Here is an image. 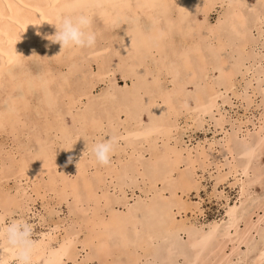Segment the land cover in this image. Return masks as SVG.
Here are the masks:
<instances>
[{
    "label": "bare ground",
    "instance_id": "1",
    "mask_svg": "<svg viewBox=\"0 0 264 264\" xmlns=\"http://www.w3.org/2000/svg\"><path fill=\"white\" fill-rule=\"evenodd\" d=\"M260 1L264 5V0H260ZM217 2L218 3L220 2L222 5L226 4L227 6H229L228 11L225 14L226 15V19H227V25L226 26H229V28H230V30H229V28L227 30L231 31V29H232L233 31H231V32H234V33L236 32L238 35L245 36V31L243 30V28L246 26L247 19H248V14H247L248 0H0V131L9 129L10 132H11V133L9 132L10 134L13 133L15 136H17V135L20 134L22 129L24 130L26 127H31V123L27 122L24 118H25V116H27L25 114V112L26 111L30 112L31 108L33 107V103H32V100H31L32 99L31 95L33 94L34 89H37L38 91H39V89L42 90V94L41 95L43 97H42V99H40V101H42L43 104H45V105L47 104L49 106V107H47L48 109L49 108H53L56 105V103L59 101L58 100V91H59V89H60V91L63 90V89H61L62 87H60L57 90L56 88L52 87L53 81H55L56 76L54 74V71L51 69V66L50 67H45V69L42 72L40 71L41 72L40 74H35V73H33V68H32V71H31L30 67H28V65L30 64L29 62L32 61V59L36 60L37 57L40 60V59H43V57L52 55V56L55 57V59L61 60V59L65 58V57L63 58V56H65V55H71V57H72V56H75L76 53L83 54V49L74 48V47H69V48L62 49L61 45L59 43H53L49 39H47V37L55 35V33L57 31L55 25H59V23L61 21V18L64 15H67V14H70V13H72V14L81 13V12L88 13L92 17V30H94L98 35L102 34L104 30L105 31L108 30L109 31V35H110L108 37H109V39H110V37L112 38L111 43H112L113 40L118 39V36H117L118 30L121 29L124 25H126L127 27L125 26V29H126V30H124L125 32L118 39L119 40V45H118L119 47L118 48L120 50V54H121V52H125L131 58L132 57L138 58L137 60H139V61L134 64L135 66H131V67L139 69L140 66L143 64L144 57H148V55H152L153 56L155 53L156 54L158 53L159 56H160V59H159L160 62L158 64L159 66L157 68V71H158L157 74L160 75V73L163 70H166L169 73V75L173 76L172 77L173 80H174V78L176 79L177 76H179L178 72H179L180 68H178V66H180V65L178 63H177L178 65H177L174 62H173L174 63L173 64L172 61L168 59L169 54L167 53V51H168L167 50L168 49L167 37L173 35L175 31H177V33L180 32L181 34L187 33V35H189L192 38L191 39L192 42L190 43L189 40H187L186 37L183 38L184 42H186L187 44H183V46L180 49L178 48L179 51H178L177 55H178L179 59L182 60V64H183L182 66H183L184 69H186L188 77L190 76L191 79L192 78L196 79L199 69L197 70V67L195 65L196 62H194V60H193V56L194 55H197V57L198 56L200 57V60H201L200 67L202 68V72L201 73H203L204 76H207L208 70H207V67H206L207 65H206V60H205V56H204L203 47L198 42V39L195 37V33L198 32V31L201 32L200 30H203V31L205 30V31H207L208 34L210 33L211 35H216V33L218 32V29L216 27H214L212 24H210L207 19H208V16L210 15L211 11L214 10L213 8L215 7ZM200 7L204 11V13H205V17L204 18H206V19L201 21V22L197 21L198 23L194 24L193 23V18L194 17L192 18L191 15L194 13L196 8H200ZM202 10H201V13H202ZM256 14H257L256 21H257V24L259 26V25H261V23H264V13H262V12L259 13V11H258ZM217 16H218V14H217ZM97 19L101 20L102 24L100 26L96 27V22L98 21ZM144 19H146L145 21H147V19L149 21H151L150 27L144 26L145 25V24H143V20ZM224 31H225V29H224ZM181 34H178V35H181ZM208 34L206 36H208ZM230 36H232V35L230 34ZM101 37H103V36H101ZM231 39H232V37H231ZM217 40H218V42H216ZM217 40L216 41L214 40V41H215V43H218V49L221 50V53H222V50L225 48V46H226L225 44L226 43L223 40V38L221 36H219V34L217 36ZM176 41H178V40H176ZM180 41H182V40H180ZM249 42H248V40H245V42L242 44V48L246 50L247 45H249ZM174 44H175V42H174ZM251 44H252V42H251ZM42 45L45 46V49H44L45 51L43 52L44 53L43 55H41L40 52H38L39 51L38 50L39 47H41ZM176 46H179V44L176 45ZM215 47L217 49V46H215ZM108 50H106V51H108ZM88 51H89L88 53H90V50H88ZM242 51H244V50H242ZM217 52H219V51H217ZM245 52H247V51H245ZM97 53H99V52L97 51ZM164 54H167V55H164ZM226 54H227V51H226ZM244 54H246V53H244ZM93 55H91V56L93 57V60H94V56H95V59H96L98 54H95L94 56ZM116 56H120V55H116ZM257 56L259 57L258 53H257ZM79 57H80V55H79ZM102 57H103V54H102ZM99 58H101V57H99ZM125 58H124V60L126 62ZM68 59L69 58H67L66 60L68 61ZM89 59H90V56H89ZM128 59H130V58H128ZM151 59H152V57H151ZM220 59H221V64L224 65V74L226 75L227 81L229 82V83H227L228 86H226L225 89H226V91H228L230 89H235V88H233L234 85H235V82H234L235 71H234V69L231 66L227 65L228 60L226 59L225 56H222ZM246 59H247V56H246ZM39 60H37V61H39ZM74 60H75V58H74ZM175 60H176V58H175ZM42 61L44 62V59ZM95 61L96 60H94V62ZM97 61H98V59H97ZM117 61H118V59H117ZM121 61H123V60H121ZM129 61L130 60H128V62ZM263 61H264V56H263ZM72 62H74V61H72ZM88 62H91V61H88ZM106 62H107V60H106ZM259 62H261V60H259ZM77 63H79V62H77ZM122 63L125 64L124 62H122ZM39 64H40V62H39ZM97 64H99V63H97ZM153 64H154V62H153ZM51 65H52V63H51ZM34 66H35V64H34ZM60 66H61V64H60ZM62 66H66V65H62ZM244 66H246V65H244ZM100 67H101V65H100ZM221 67H222V65H221ZM68 68H69V66L67 67V70H68ZM125 68L127 69V67H125ZM134 68H133V70H134ZM246 68L247 69H245V68L244 69L247 70V72H249L251 70L250 66H246ZM57 70H59V68ZM128 71H129V69H128ZM149 71H152V70H149ZM57 72H58V74L61 73V72L59 73V71H57ZM64 72H65V70H64ZM247 72H246V74H247ZM66 73H67V71L65 72V74ZM102 73L103 72H101L100 74H102ZM143 73H144L143 78H146V76L148 74H146L145 72H143ZM162 73L164 75V72H162ZM221 73H223V72H221ZM221 73H220V75H221ZM263 73H264V71H263ZM88 74H89V72H88ZM104 74H103V76H105ZM123 74H124V72H123ZM128 74H129V72H128ZM130 74H131V72H130ZM60 75H62V74H60ZM75 76H76V74H75ZM93 76L94 75H92V77ZM103 76H102V78H103ZM139 76H140V73H139ZM62 78L66 82V83L62 84L63 88H65L68 85V82L66 81V79L64 77H61V79ZM87 78H88V75H87ZM257 79H259V75L258 74H253L252 79L249 81V84L252 85L253 84V80H257ZM72 80H74V79H72ZM136 80H138V79H136ZM179 80H181V79H179ZM202 80H203V78H202ZM147 82H148V80H147ZM155 82H156L155 84H157V90H153V89H151V87H148V85H147V92L144 91L142 87H139L138 89L133 91L134 94L132 96L135 95V96L139 97V95L141 94V90H143L145 93L148 94L149 99H151V100H155L156 99V102H157V98L161 97L166 102L165 105H167L166 106L167 109L165 110V113H170V114L176 115V116L179 115L180 113H179L178 109L176 108V106L174 104V101H173L174 94L176 95V94H178L180 92V87H177L178 84H177V86H175L176 84L173 85V86H175V88H173V90H169V89L165 90L160 85L159 76L155 77ZM209 82H211V81H209ZM166 83L168 84V82H166ZM180 83H182V82H180ZM205 83L208 84L207 82H205ZM238 83H240V82H238ZM98 84H99V82H98ZM214 84H216V83H214ZM74 85H76V84H74ZM79 85H81V84H79ZM205 85H203V86L205 87ZM93 86H94V84H93ZM258 86H260V85H258ZM54 87H56V86H54ZM181 87H182V85H181ZM170 89H172V88H170ZM41 90H40V92H41ZM89 90H91V89H89ZM108 90H109V88H108ZM108 90L105 91V92L100 93V95H99L100 98H101V96L103 97L104 101L109 99L108 98V94H109ZM259 90H261V89H259ZM102 91H104V90L102 89ZM194 91H195V89H194ZM245 91H243V92H245ZM253 92H255V91H253ZM185 93H187V91H185ZM64 94L66 96H69V98L71 97L70 101H72V97L73 96H72V93L68 89H67V91ZM196 94H198V97H199L198 101H199L201 109H202L200 112L205 116L206 114H209L212 110L215 109V111H217V113L219 114L218 122L223 127V124L226 121L225 120L226 116L221 111V105L222 104L220 105V102H219V98L221 96L219 91L215 90V88H214V91L210 94V96L208 98H205L204 94L201 93V92L200 93H196ZM196 94H195V97L197 96ZM120 95H122V94H120ZM224 95H225V93H224ZM244 95H246V94H244ZM88 96L89 95H87V97ZM95 96L97 97V94ZM99 96L97 98H99ZM114 96H116V95H114V94L110 95V97L112 99H113ZM145 96H147V95H145ZM247 96H249V95H247ZM81 97H83V96H81ZM182 97L183 96L180 97L181 101L180 100L179 101L183 103L184 108H186V110H187V109H189L190 105L188 106V104L186 102V99H184ZM191 97H194L193 94H192ZM249 98H250V96H249ZM90 99H93V98L91 97ZM133 99H135V98H133ZM133 99H131V100H133ZM60 100H62V99H60ZM88 101H89V99H88ZM99 101H100V99H99ZM195 101H197V99ZM74 102H75V100L72 101V103H74ZM124 102H125V100H124ZM149 102H150V100H149ZM4 103H6V104L4 105ZM36 103H37V101H36ZM116 103L117 102H115V104ZM134 103H136V102H134ZM99 104H100V102H99ZM136 105H138V104H136ZM38 106H40V104ZM41 107H42V105H41ZM198 107H199V105H198ZM78 109H79V107H78ZM146 109H148V108H146ZM44 110H46V109H44ZM255 110H256V108H255ZM152 111H150V112L151 113L155 112V111H153V112ZM59 112H60V109H59ZM150 112L148 111L149 114H150ZM83 113H84V111H83ZM112 113H114V112H112ZM145 113L147 114V112H145ZM157 113H159V112H157ZM157 113L155 112L154 114L158 115ZM115 114H113V115H115ZM161 114H163V113L160 111V115ZM125 115L126 114H124V116ZM250 115H248V116H250ZM258 115H260V114H258ZM46 116H48V115H46ZM118 116H120V115H118ZM114 117L116 118V116H114ZM27 118H28V116H27ZM81 118L84 119L83 115H82ZM118 118H120V117H118ZM131 118H132V116H131ZM169 118H171V116H169ZM57 119L59 120L58 117H57ZM69 119H71V118H69ZM135 119H137V118H135ZM157 119H158V117H157ZM194 119L196 120V118H194ZM110 120H113V119H110ZM119 120H121V119H119ZM133 120H134V118H133ZM159 120H160V117H159ZM163 120H161V121L163 122ZM171 120L173 121V119H171ZM208 120H209V118H208ZM81 121H83V120H81ZM167 121H170V119L167 120ZM91 122H92V126L97 129V132L99 131V137H98L97 143H101L102 142V140L100 139L101 131L103 130V132H105V130L103 129V122L101 120H99V118H97V116H93L91 118L90 123ZM240 122L242 123V125L238 129L237 133L238 132H242L243 133V138L246 141H248V139L253 134L251 132V130H253V129H251L249 127V125H248V123H250L251 120L248 119L247 121H240ZM46 123L49 124V126L48 127L46 126V127L48 129H49V127L52 128V131H53V128H54L55 125L52 126L50 124L51 123L50 121H48ZM58 123H60V125H59V127L57 129L61 132L60 134H62L61 138H66V141H67V143L64 145V149L65 150L62 149L64 152L60 153V151L55 149V146H57V145H54V144H57L56 141H57L58 138H56V141H55L56 143L53 144V142H50L46 138H44L43 134H34L33 136H31L34 140L30 141L31 144H29V145L36 150V154H34V153H32V154H34L36 156V158L38 160V164L35 165V164L31 163L30 159H28L25 154L23 155L24 152L22 154L20 153L19 158L14 160L15 162H12V163H14L15 166L18 165V167H19L18 173L21 174V176L22 175L25 176V178H26L25 185H23L21 187L18 186L16 188L15 193H12L10 191L9 186L7 187L6 185H4L2 183V180L4 179L2 174H4L5 171H3L2 168H0V207L4 211L2 214H0V264H66V263H69V262H72L73 264H85V263L91 262L93 260H97L98 264H147L144 259L148 258L147 257L148 255L150 256V254H149L150 251L153 249L154 245L155 246L157 245V244H155V240H154L155 238H157V237H155V234L156 233H158V234L162 233V234H164L166 236V233L167 234L169 233V235H172V237H174L173 233L170 234V232H174V231H178V233H180L179 231L188 232L187 238H188V235H189V239H190V241H189L190 243L189 244H191V248L195 252L194 255H193L194 257L192 258V256L191 257L189 256V258H192V259L188 258L189 261H186V262H188V264H196L198 260H199L198 262L200 264H264V202H263V204L260 203L262 205L259 206V209H262V213H259V212H256V211L252 212V214L249 216V219L247 221L245 220L246 221L245 228L244 229L242 228L243 230H240L239 229V220L242 217V215H244V212H243L244 208H245V210L247 208V207H245L246 202L247 201L251 202V201H250L249 198L246 197L247 196L246 195L247 194V187H248V183L246 182L247 180L245 181L242 178L243 176L242 177L239 176L240 169H238V166L236 164H234V166H233V175H234L233 177L235 178V182L240 184V187H239V188H241L240 189L241 190L240 199L238 197L239 201L238 202L235 201L234 204L228 203V207H227V210H226V215L223 214V216L225 215V217L221 218V219L219 218V220L215 219L214 221L209 222L210 226H209L208 232L204 233V235L200 238L196 233L192 232L189 229L187 219L178 220L176 217H174V215L171 214L172 207H167L168 205L166 206V203L160 202L159 194L160 193L162 194V192H160L159 194L155 193L154 188L156 186L151 181H150L151 184H150V189L149 190L153 192V195L151 197H148L145 202L136 203V204H130L129 203V199H128L129 196L127 197V195L125 194V191H123L122 188L118 187V185L116 184L117 187L122 191V192H119V194L123 193L124 197L126 199V202L121 203L122 205H124L125 210H122V209H120L121 211L116 210L113 207L114 205L112 206L113 203L110 200V198H112V197H110L108 195L107 191H103V194L99 195V193H98L99 189L98 188L101 187L102 184H104L105 175H106L105 173L106 172L108 174H111V173L114 172V174L116 173L118 175H120L121 173H125L128 176L134 175L135 173H140L141 175H143V178H146V172H144L143 168H142L143 167V163H142L141 159L139 158L140 155L138 154L139 156L137 158H135L136 162L135 163L133 162V164L129 165V167L126 164H124L123 167H121L120 164H115V166H111L109 163L107 165L101 166L100 164L97 163L94 155H92L93 157L91 156V159L89 157H88L89 158L88 159V158H86L84 156V149L82 151L79 147L75 146L74 141H72V139L69 138L68 134H69L70 131L67 130L68 126L66 127L64 125L65 123L63 122V120L61 122H58ZM76 123H79V121L76 122ZM180 123H179V125H180ZM133 124H135V123H133ZM149 124H151V123L149 122ZM162 124H164V123H162ZM162 124H161L160 121L152 123L150 128H147V130L145 129V133H146V131H148V133L157 131L162 126ZM205 124H206V122H205ZM44 125H45V123H44ZM253 125H254V129H256V132H257V135H258L256 144H258L259 147L261 149H263L264 148V112L261 114V117L259 118V124L257 125L255 123H253ZM109 126H110V124H109ZM146 126H148V125L146 124ZM146 126L144 125L143 127H146ZM190 126L193 127L192 124ZM202 126H203V124H202ZM216 127H218V126H216ZM117 128H119V127H117ZM117 128L114 129V130H117ZM178 129H179L178 125H169V126H167V133H168L167 137H168V139L165 137V139H167V140L165 142L163 141V143H165L164 147H165L166 157L168 158V160H167L168 166H167V169H165V173L163 175L158 176V180L162 181V183H163V181H165V179L168 180V179H170L173 176L174 172L179 167L178 165L184 161V158H187V160L191 163V165L195 166L196 165L195 163L198 161L196 153H199L198 155H200V158H202L203 161H207L208 162L209 153H208L205 145L202 144L201 142L197 146H195L193 144H188V143L184 142V140L182 139L183 143H185V144H180V142H178L179 140L176 143L173 141L174 144H171V140H172L171 132L174 131V130H178ZM76 130H77V128H76ZM89 130H91V129H89ZM108 130H110V129H108ZM181 130H183V129H181ZM44 131H45V129H44ZM137 131H140V129L138 127L137 128H133V129H129V128H127V126L124 127V132L122 131L123 133H126V136L128 137L127 143L131 147V148H128V149H132V153H131L132 155L140 152V150L137 148V145H135L136 143H134L137 138L136 139L134 138V142L131 141L132 140L131 136L133 134H135ZM5 132L7 133V131H5ZM161 132H163V131H161ZM183 132H185V131H183ZM178 133H180V131H178ZM222 133H223V131H222ZM25 134H26V132H25ZM79 134H81V133H79ZM139 134H142V133H139ZM225 134L226 135H223V136H225L224 139H226V143L225 144L227 146V149L229 150L230 153H233V139H232L231 136H228L227 132H225ZM102 135H104V133ZM113 135H115V134H113ZM151 135L152 134L150 133V138L153 136V135L152 136ZM156 135H157V133H156ZM254 135H256V134H254ZM87 136H85V137H87ZM115 136H117V134ZM95 137L96 136H94V138ZM182 137H180V138H182ZM48 138H49V136H48ZM82 138H84V137H82ZM101 138H102V136H101ZM173 138L176 139V136L173 137ZM77 139H78V136H77ZM118 139H119V137H117V141H118ZM236 139H234V140H236ZM3 140H5V139H3ZM59 140H60V137H59ZM95 140H96V138H95ZM109 140H112V139H109ZM154 140L155 139H153V140L149 139L148 141H149V143L152 144L154 142ZM188 140H189V138H188ZM197 140H198V138H197ZM252 140H254V139H252ZM112 141L114 142L115 140H112ZM125 141H126V138H125ZM222 141H223V139H222ZM249 141H251V140H249ZM78 142H80V141L77 140V143ZM86 142H88V141L86 140ZM94 142H96V141H94ZM5 143H6V141H5ZM26 143L27 142L25 141V144ZM146 143L147 142H145V144ZM210 143H211V147H212V152L215 153L214 151L217 148L216 147L217 140L214 139ZM62 144H64V143H62ZM239 144H241V143L239 142ZM83 145H85V144H83ZM17 146H19V145H17ZM58 147H59V145H58ZM92 147H94V146H92ZM139 147H140V145H139ZM242 147H244V146H242ZM245 147H248V146H245ZM13 148H15V145H14ZM25 148H26V146H25ZM82 148H85V147H82ZM154 148H156V146H154ZM27 149L30 150V148H27ZM249 149H251V155L254 156L255 152L257 151V147H253L252 146V148H249ZM2 150L3 149L0 148V152H2ZM228 150L226 152H228ZM241 150H242V148H241ZM21 151H23V150H21ZM117 151H118V149L115 148V146H113V151L111 152L110 157ZM157 151L158 150L154 151V157L155 158L158 157L159 160L161 161V158H162L163 155L162 156H161V154L159 155V153ZM19 152L20 151L17 150V152L14 153L15 157L17 156V153H19ZM119 153H121L120 150H119ZM237 153H238V151H237ZM243 153H245V152H242V154ZM117 154H116V156H117ZM240 154H241V152H240ZM244 155H246V153ZM30 156H31V154H30ZM213 157L215 158V156H213ZM216 157L218 158V155H216ZM128 158H130V157H128ZM128 158H127V160L126 159L125 160L128 161L129 160ZM116 159H118V158H116ZM121 159H119V160L122 163ZM146 160H148V158ZM1 161H3V160H1ZM11 161H12V159H11ZM126 161H123V163L126 162ZM157 164H158V162H157ZM203 164H205V163H202V165ZM58 165H62V167H63V171L60 172V173L54 172V169H53V168H57ZM182 165H184V164H182ZM5 166H7V165H5ZM90 166L91 167L94 166V168H96L95 177L97 176L96 177L97 182L94 180L93 176L89 172V167ZM38 167H40V169L42 170L41 174L43 172L44 175L48 176V179H46L48 183H46V184H48L50 189L53 190V193H55V196L56 197H60L61 196V199L65 200V198H67L69 195H70V197L72 195L73 199L76 200V202H75L76 204L75 205H77L78 207H77V210L75 211L76 212L75 214H77V215L74 216V218H75L74 221H73L74 225L73 224L72 225L71 224L68 225V223L66 224L65 223L66 220H64V219L63 220H59V221L54 223L53 228H51L50 230H47V231H43L39 235L38 238H32V236L29 234V229H27L26 231L23 230L24 232H26L25 234L20 232L19 225L22 222V220H18V219L15 220L13 218L14 219L13 224L7 225L6 222H5V219H6V216H9V214L12 212L13 207H16V206L17 207H21L22 206L21 202H20V198H21V196H24V194L28 193V190H30L29 188H31V190L34 192V194L35 193L38 194V197H40V196L43 197V198L46 197V195H47V191H45L46 187L43 186V181L39 178L38 174L36 173L37 172L36 170L38 169ZM205 167H209V166L206 165ZM246 167H248V165H246ZM246 167L242 168L244 174L248 173ZM149 168H151V167H149ZM71 170H76V172L78 173L77 177H75V179L74 178L70 179L68 174H67ZM211 171H213V170H211ZM217 171H218V169H217ZM205 172H207V171H205ZM219 175H218V177H219ZM75 176H76V174H75ZM179 176H180V174H179ZM246 176H244V177H246ZM18 178H19V176H18ZM106 179H107V177H106ZM110 179H112V178H110ZM113 179H115V177H113ZM201 180H202L201 178H197L196 180L190 179L184 172H182L180 180L178 182V186L180 184L181 185H187L191 189V188L194 187L195 183L199 184ZM44 181H45V179H44ZM109 181L111 182V180H109ZM113 184H115V183H113ZM160 184H161V182H160ZM11 186H13V185H11ZM14 188H15V186H14ZM109 189H111V188H109ZM192 190L193 189H191V191ZM43 191L45 193H43ZM129 191H131V189ZM179 191H180V189H179ZM113 192H115V191H113ZM177 192L178 191L176 189V191H172V194L174 196H176ZM188 192L189 191H187V193ZM138 194H139V192H138ZM181 195H182V193H181ZM181 195H179V196L181 197ZM72 197H71V199H72ZM164 198H165V196L162 199H164ZM61 199H60V201H61ZM27 200H28V198H27ZM102 200L105 201V204L103 203L104 205L102 204ZM134 201H136V199ZM194 202H196V201H194ZM239 203H241L242 206H240ZM29 204H30V202H29ZM60 204H62V203H60ZM67 205H70V204H67ZM117 205H119V204H117ZM186 205H188V204H186ZM54 206H56V204ZM124 207H123V209H124ZM251 207H253V206H251ZM16 208H14V210ZM184 208H185L186 211L188 209H190L189 206L183 207V209ZM242 208H243V211H242ZM53 209H50L51 210V214H52V210ZM148 209L152 210L154 219L148 224L147 230L142 232L141 229L139 228V224H141L143 222V218H145V215H146V212H147ZM180 209H181V207H180ZM249 209H251V208H249ZM50 210L48 212H50ZM178 212H181V211H178ZM255 213H257L256 219H254ZM183 215H185V213ZM54 216H56V215H54ZM192 219H194V218L192 217ZM23 222H24V220H23ZM41 222H42V220H41ZM194 224H195L194 221H193V223L191 222V226L194 225ZM197 227H198V225H197ZM26 228H28V227H26ZM26 228H23V229H26ZM84 231H85V233H84L85 236L81 237V234ZM178 233L175 235V238H176V236H179ZM183 234H185V233H183ZM214 234H217V235H214ZM213 235L215 236V238H217L216 236L219 235L218 239H217V242L215 244H213V245H210L206 250H204V246L207 244V242L209 240H211L210 238ZM227 235H229L228 238H227ZM159 237H161V236H159ZM159 237H158V239H159ZM164 240H166V238ZM181 240L183 242V239H181ZM186 240H188V239H186ZM211 241L214 242V240H211ZM215 241H216V239H215ZM177 242H178V240H177ZM166 243L168 244L167 241H166ZM172 243L171 244L169 243L170 246H168L169 244L166 246V247L169 248L168 255L169 254L171 255L170 252H172V250H173ZM163 244H164V242H163ZM176 244L178 245V243H176ZM180 244L181 243H179V246H177V247H180V248L183 249V247H181ZM242 245H245V247H246L245 251L241 249ZM166 247H165V249H166ZM188 247L190 248L189 245H188ZM157 248H159V247H157ZM174 249H176V248H174ZM184 250H186L185 247H184ZM193 250H192V252H193ZM163 251L165 252V250H163ZM83 252H85V254H83ZM154 252H155L154 255H156V252H159V251H157V249H156V251L154 250ZM173 252L175 253V251H173ZM181 252H178V253L176 252V254H175L176 256L175 257H178ZM192 252H191V255L193 254ZM251 253L253 255L251 257H249V255ZM157 254L159 255V253H157ZM177 254H179V255H177ZM181 254H186V253L182 252ZM160 255H161V253H160ZM123 256L126 257V258H124L126 260H122ZM164 256H166V255H164ZM175 257H174V254H173V259ZM187 257H188V254H187ZM80 258H81V261H80ZM161 258H159L160 261H161ZM164 259H165V257H164ZM164 259H163L162 262H164ZM185 259L186 258L184 257L183 261H185ZM150 260H152V258ZM167 261H168V258H167ZM180 262H182V261H180ZM148 263H150V262H148ZM158 264H159V262H158ZM184 264H186V263H184Z\"/></svg>",
    "mask_w": 264,
    "mask_h": 264
},
{
    "label": "rangeland",
    "instance_id": "2",
    "mask_svg": "<svg viewBox=\"0 0 264 264\" xmlns=\"http://www.w3.org/2000/svg\"><path fill=\"white\" fill-rule=\"evenodd\" d=\"M252 1V2H251ZM221 3L217 2L215 7L213 8L214 10L211 11L210 15L208 16V22L210 24H212L214 27H216L218 29V32L216 33V35L221 36L223 38V40L225 41V48L222 50L218 49V43H215V41L217 40V36L216 35H211L210 33L208 34L207 31H203L200 30L201 32H196L195 33V37L198 39V42L200 43V45L203 47V51H204V56H205V60H206V67L208 70V74L207 76H204L202 72V68L200 67V57L197 55L193 56V60L194 62H196V67L198 70V75L195 78H192L187 74L186 69L183 68V64H182V60L179 59L178 57V51L179 49L183 46V44H187L186 42H184L183 38H187V40H189V42H192V38L187 35V33L181 34L180 32L177 33V31L174 32L173 35L168 36L167 37V42H168V51L167 53L169 54L168 59L172 61V63L174 62L175 64H179L180 66H178L179 69V76H177V78L173 80V76L169 75V73L166 70H163L161 72L160 76L157 71L158 68V64L160 62V56L159 54L155 53L153 56L152 55H148V57H144L143 59V64L140 66L139 69H136L134 67L131 66H135L134 64L136 62H138L139 60H137L138 58L135 57H129L127 53L125 52H121L120 54V50H119V37L122 36V34L125 32V26L124 25L121 29L118 30V39H115L112 41V38L108 36L109 35V31L108 30H104L102 34H99L97 37V42L96 45L93 48L90 49H83V54H79L76 53L75 56L71 55H65L63 56V58L65 57L66 59H68V61L64 58L61 60H57L55 59L54 56H46L43 57L44 62L42 61L43 59H38V57L35 59H32V61H30L28 67H30V70L32 71L33 68V73L35 74H40L45 67H50L51 69L54 71V74L56 76L55 81H53L52 87L56 88L57 90L62 87L60 91H58V102L56 103V105L53 108H47L49 107L47 104H43L42 101H40V99H42V90L39 89V91L37 89H34L33 94L31 95V100L33 103V107L31 108L30 112L26 111L25 114L28 116H25V120L29 123H31V127H26L23 131L21 130L20 134L15 136L13 133L10 134V130L6 129V130H2L0 131V148H2V152H0V168L3 169L4 174L3 175V180L2 183L4 185H6L7 187L9 186L10 191L12 193H15L16 188L18 186H23L26 183V178L25 176H21V174L18 173V165H14L15 162L14 160L18 159L20 156V153L23 155L25 154L27 156L28 159H30V162L33 164H38V160L36 158V156L34 154H36V150L34 148H32L29 144H31L30 141H33L34 139L31 137L34 134H43L44 138H46L48 141L53 142L57 144L55 146V149H57L58 151H60V153H63L64 151L62 149H64V145L67 143L66 138H61L60 134L61 132L57 129L60 125V123L63 120V122L65 123L64 125L67 127V130L70 131L69 132V138L72 139V141H74L75 146L79 147L82 151L84 149V156L86 158H90L93 155V147L97 144L98 141V137H99V131L97 132V129L95 127L92 126V122L91 118L93 116H97V118H99V120H101L103 122V129L105 130V132H103V130L101 131V136L100 139L102 140V142L112 139L115 140L113 142V146H115V148L118 149L117 152H115L109 160V164L111 166H115V164H120L121 167H123L124 164H126L128 167L129 165L133 164V162L135 163V158H137L139 155V158L141 159L142 163H143V171L146 172V178H143V175H141L140 173H135L134 175L128 176L125 173H121L120 175L118 174H108L107 172L105 173V182L104 184L101 185V187H99L98 189V193L99 195L103 194V191H107L108 195L112 198H110L111 202L113 203L112 206L118 210L121 211L125 210L124 205H122L121 203L126 202V199L124 197L123 193L118 187L122 188L123 191H125V194L127 195L128 199H129V203L130 204H136V203H142L145 202L147 200L148 197H151L153 195V192L150 191V181L153 182L155 184V193H160L162 192V194H159V199L160 202L162 203H166L167 207H172V212L171 214L174 215V217H176L178 220L181 219H187L188 222V226L189 229L196 233L200 238L204 235V233H207L209 230V226L210 223L216 220H219V218H224L226 215V210L228 207V203L230 204H234L235 201L238 202V197L240 199V192H241V188L239 183L235 182V178L233 177V166L234 164H236L238 166V169H240L239 171V176H243L242 178L248 183V187H247V198L250 199L251 202L247 201L244 211L242 208V211L244 212V215H242V217L239 220V229L243 230L245 228V224L246 221L249 219V216L252 214V212L256 211L259 213H262V209H259V206H261L264 202V148L261 149L259 147L257 143V132L256 129H254V125L255 124H259V118L261 117V114L264 112V61H263V56H264V23H261V25L258 26L257 21H256V17H257V12L259 11L264 13V5L262 4V2L260 0H248V7H247V14H248V19H247V24L246 26L243 28V30L245 31V36H241L238 35L236 32H231L233 31L229 26L227 25V19H226V13L228 11L229 6H227L226 4L224 5H220ZM256 4V5H255ZM259 4V5H258ZM256 6V7H255ZM223 7V8H222ZM253 7V8H252ZM257 8V9H256ZM199 9V10H198ZM221 9V10H220ZM263 9V10H262ZM202 8H196L194 13L191 15L193 18V23L197 24L198 22H201L203 20H205V13L202 10V14L201 13ZM255 10V11H254ZM257 10V11H256ZM199 11V12H198ZM213 13V14H212ZM212 14V15H211ZM218 14V16H217ZM143 18V17H142ZM98 21L96 22V27L100 26L102 24V21L97 19ZM146 19L143 20V24H145L144 26L146 27H150L151 25V21H149L147 19V21H145ZM250 20V21H249ZM198 21V22H197ZM256 22V23H255ZM148 23V24H147ZM148 26H147V25ZM255 25V26H254ZM257 26V27H256ZM127 27V26H126ZM260 27V28H259ZM229 28V30H227ZM225 29V31H224ZM255 29V30H254ZM262 30V31H261ZM187 31V30H186ZM185 31V32H186ZM256 31V32H255ZM204 33V34H203ZM256 33V34H255ZM181 34V35H178ZM208 34V36H206ZM230 34L232 36H230ZM234 34V35H233ZM236 34V35H235ZM249 34V35H248ZM103 37H101V36ZM175 35V36H174ZM178 37H177V36ZM187 35V36H186ZM182 36V37H181ZM210 36V37H209ZM213 36V37H212ZM235 36V37H234ZM263 36V37H262ZM180 37V38H179ZM212 37V38H211ZM227 37V38H226ZM232 37V39H231ZM247 37V38H246ZM251 37V38H250ZM262 37V38H261ZM245 38V39H244ZM178 41H176V40ZM201 39V40H200ZM236 39V40H235ZM182 40V41H180ZM208 40V41H207ZM215 40V41H214ZM245 40H248L249 45H247L246 50L242 48V44L245 42ZM238 41V42H237ZM261 41V42H260ZM175 42V44H174ZM184 42V43H183ZM218 42V40L216 41ZM252 42V44H251ZM118 43V44H117ZM181 43V44H180ZM179 46H176L178 45ZM117 45V46H116ZM99 46V47H98ZM217 46V49L216 47ZM207 47V48H206ZM260 47V48H259ZM112 48V49H111ZM179 48V49H178ZM232 48V49H231ZM256 48V49H255ZM263 48V49H262ZM45 46L42 45L41 47H39V51L41 55H43ZM93 49V50H92ZM109 49V50H108ZM219 51V52H217ZM244 51H242V50ZM252 49V50H251ZM261 49V50H260ZM90 50V53H88ZM108 50V51H106ZM118 50V51H117ZM250 50V51H249ZM96 51V52H95ZM97 51L99 53H97ZM122 51V50H121ZM177 51V52H176ZM225 51V52H224ZM227 51V54H226ZM247 51V52H245ZM259 51V52H258ZM174 52V53H173ZM254 52V53H253ZM86 53V54H85ZM108 53V54H107ZM115 53V54H114ZM118 53V54H117ZM125 53V54H124ZM246 53V54H244ZM254 55H253V54ZM257 53L259 55V57L257 56ZM260 53V54H259ZM262 53V54H261ZM95 54H98V56L95 59ZM101 54V55H100ZM103 54V57H102ZM225 54V55H224ZM80 55V57H79ZM82 55V56H81ZM90 59H89V56ZM94 56V60H96L94 62L93 57ZM116 55H120V56H116ZM124 55V56H123ZM167 55V54H164ZM214 55V56H213ZM219 55V56H218ZM253 55V56H252ZM225 56L226 59L228 60L227 65L231 66L234 71H235V78H234V82L235 85L233 88L235 89H230L228 91H226L225 87L228 86L227 83H229L227 81V77L224 74V65L221 64V57ZM247 56V59H246ZM86 57V58H85ZM126 57V58H125ZM152 57V59H151ZM157 57V58H156ZM159 57V58H158ZM228 57V58H227ZM52 58V59H51ZM71 58V59H70ZM75 58V60H74ZM77 58V59H76ZM84 58V59H83ZM118 61H117V59ZM123 60V61H121ZM124 58L126 59V62L124 60ZM130 58V59H128ZM176 58V60H175ZM215 58V59H214ZM55 59V60H54ZM98 59V61H97ZM102 59V60H101ZM110 59V60H109ZM130 60L128 62V60ZM219 59V60H218ZM39 60V61H37ZM77 60V61H76ZM87 60V61H86ZM105 60V61H104ZM107 60V62H106ZM158 62H157V61ZM175 60V61H174ZM199 62H198V61ZM251 60V61H250ZM259 60H261V62H259ZM48 61V62H47ZM56 63H55V62ZM62 61V62H61ZM74 61V62H72ZM81 61V62H80ZM91 61V62H88ZM100 61V62H99ZM121 61V62H120ZM134 61V62H133ZM179 61V62H178ZM40 62V64H39ZM52 65H51V63ZM79 62V63H77ZM122 62H124L125 64H123ZM154 62V64H153ZM45 63V64H44ZM99 63V64H97ZM104 63V64H103ZM121 63V64H120ZM129 63V64H128ZM173 63V64H174ZM220 63V64H219ZM250 63V64H249ZM35 64V66H34ZM48 64V65H47ZM54 64V65H53ZM57 64V65H56ZM61 64V66H60ZM69 64V65H68ZM75 64V65H74ZM79 64V65H78ZM115 64V65H114ZM177 64V65H178ZM253 64V65H252ZM258 64V65H257ZM62 65H66V66H62ZM101 65V67H100ZM126 65V66H125ZM222 65V67H221ZM250 66L251 70L249 72H247L246 66ZM57 66V67H56ZM69 66L68 70L67 67ZM96 66V67H95ZM114 66V67H113ZM154 66V67H153ZM210 66V67H209ZM242 66V67H241ZM53 67V68H52ZM61 67V68H60ZM124 67V68H123ZM127 67V69L125 68ZM131 69H130V68ZM150 67V68H149ZM239 67V68H238ZM36 68V69H35ZM43 68V69H42ZM59 68V70H57ZM64 68V69H63ZM72 68V69H71ZM134 68V70H133ZM217 68V69H216ZM222 68V69H221ZM241 68V69H240ZM245 68V69H244ZM55 69V70H54ZM88 69V70H87ZM103 69V70H102ZM116 69V70H115ZM129 69V71H128ZM183 69V70H182ZM67 71V73L65 74V72ZM70 70V71H69ZM121 72H120V71ZM144 70V71H143ZM152 70V71H149ZM222 70V71H221ZM41 71V72H40ZM60 74H58V72ZM133 71V72H132ZM141 71V72H140ZM145 72L146 74H148L146 76V78H143V75ZM57 72V73H56ZM63 72V73H62ZM86 72V73H85ZM89 72V74H88ZM101 72H103L102 74H100ZM124 72V74H123ZM129 72V74H128ZM131 72V74H130ZM135 72V73H134ZM223 72V73H221ZM247 72V74H246ZM82 73V74H81ZM96 73V74H95ZM105 73V74H104ZM121 73V74H120ZM127 73V74H126ZM137 73V74H136ZM140 73V76H139ZM221 73V75H220ZM58 74V75H57ZM76 74V76H75ZM103 74L105 76H103ZM109 74V75H108ZM126 74V75H125ZM253 74H258L259 75V79L257 80H253V84H249V81L252 79ZM262 74V75H261ZM67 75V76H66ZM74 75V76H73ZM88 75V78H87ZM90 75V76H89ZM92 75H94L92 77ZM96 75V76H95ZM122 77H121V76ZM125 75V76H124ZM202 75V76H201ZM216 75V76H215ZM225 77H224V76ZM103 76V78H102ZM112 76V77H111ZM115 76V77H114ZM153 76V77H152ZM159 76L160 78V85L162 86L163 89L165 90H173V88H175V86L180 87V92L178 94H174L173 96V101L174 104L176 106V108L179 111V115H172L170 113H165V110L167 109V105L166 102L164 101V99H162L161 97L157 98V102L156 99L155 100H151L149 99V96L147 93H145L144 91L147 92V85L148 87H151V89L153 90H157V84H155V77ZM186 76V77H185ZM210 76V77H209ZM61 77H64L66 79V81L68 82V85L63 88V85L65 82V80ZM73 77V78H72ZM82 77V78H81ZM85 79H84V78ZM98 77V78H97ZM105 77V78H104ZM108 77V78H107ZM206 79H205V78ZM209 77V78H208ZM78 78V79H77ZM80 78V79H79ZM93 78V79H92ZM97 78V79H96ZM203 78V80H202ZM215 78V79H214ZM74 79V80H72ZM107 79V80H106ZM123 79V80H122ZM126 81H125V80ZM138 79V80H136ZM151 79V80H150ZM172 81H171V80ZM179 79H183L182 81ZM201 79V80H200ZM210 79V80H209ZM60 80V81H59ZM62 80V81H61ZM64 80V81H63ZM71 80V81H70ZM93 80V81H92ZM102 80V81H101ZM148 80V82H147ZM223 80V81H222ZM240 80V81H239ZM246 80V81H245ZM79 81V82H78ZM87 81V82H86ZM90 81V82H89ZM143 81V82H142ZM174 81V82H173ZM191 81V82H190ZM193 81V82H192ZM211 81V82H209ZM237 81V82H236ZM95 82V83H94ZM99 82V84H98ZM110 82V83H109ZM168 82V84L166 83ZM176 82V83H175ZM182 82V83H180ZM205 82H207L208 84H206ZM240 82V83H238ZM256 82V83H255ZM91 83V84H90ZM165 85H164V84ZM171 83V84H170ZM211 83V84H210ZM216 83V84H214ZM76 84V85H74ZM81 84V85H79ZM90 84V85H89ZM94 84V86H93ZM109 84V85H108ZM163 84V85H162ZM167 84V85H166ZM176 84V85H175ZM202 84V85H201ZM206 84V85H205ZM226 84V85H225ZM66 85V84H65ZM71 85V86H70ZM175 85V86H173ZM182 85V87H181ZM191 85V86H190ZM195 85V86H194ZM205 85V87L203 86ZM237 85V86H236ZM244 85V86H243ZM260 85V86H258ZM56 86V87H54ZM74 86V87H73ZM90 86V87H89ZM92 86V87H91ZM102 86V87H101ZM125 86V87H124ZM137 86V87H136ZM156 86V87H155ZM166 86V87H165ZM173 86V87H172ZM186 86V87H185ZM195 88H194V87ZM247 86V87H246ZM253 86V87H252ZM79 89H78V88ZM109 90H108V88ZM112 87V88H111ZM139 87H142L143 90H141V94L138 96H132L134 94V90L138 89ZM169 87V88H168ZM212 87V88H211ZM215 90H218L219 93L221 94L220 98H219V102L221 105V111L225 114V123L223 124V127L219 124L218 122V118H219V114L217 113V111L212 110L209 114H206L205 116L200 112L201 106L200 103L198 101L199 97L198 94L196 93H203L205 98H208L210 96V94ZM95 88V89H94ZM107 88V89H106ZM122 88V89H121ZM172 88V89H170ZM182 88V89H181ZM261 90H259V89ZM67 89L72 93V101L75 100L74 103H72L71 97L69 98V96H66L64 93L67 91ZM91 89V90H89ZM101 91H99V90ZM102 89L104 91H102ZM195 89V91H194ZM222 89V90H221ZM225 89V90H224ZM41 90V92H40ZM86 90V91H85ZM94 90V91H93ZM109 91L108 94V100L103 99V97L101 96L100 98V93L105 92V91ZM113 90V91H112ZM123 90V91H122ZM246 90V91H245ZM248 90V91H247ZM185 91H187V93H185ZM245 91V92H243ZM255 91V92H253ZM257 91V92H256ZM260 91V92H259ZM89 92V93H88ZM99 92V93H98ZM112 92V93H111ZM234 92V93H233ZM80 93V94H79ZM225 93V95H224ZM236 93V94H235ZM250 93V94H249ZM263 93V94H262ZM36 94V95H35ZM97 94V97L99 96V98H97L95 95ZM116 95L113 97V99L110 97V95ZM122 94V95H120ZM144 96H143V95ZM189 94V95H188ZM193 94L194 97H191ZM195 94L197 95L195 97ZM246 94V95H244ZM35 95V96H34ZM38 95V96H37ZM60 95V96H59ZM87 95H89L87 97ZM147 95V96H145ZM227 95V96H226ZM232 95V96H231ZM234 95V96H233ZM249 95V96H247ZM258 95V96H257ZM65 96V97H64ZM83 96V97H81ZM124 96V97H123ZM129 96V97H128ZM181 96H183L182 98L186 99V102L189 106V109L186 110V108H184V105L181 101ZM186 96V97H185ZM230 96V97H229ZM38 97V98H37ZM60 97V98H59ZM63 97V98H62ZM68 97V98H67ZM79 97V98H78ZM93 99H90V98ZM151 97V96H150ZM178 97V98H177ZM247 97V98H246ZM83 98V99H82ZM89 101H88V99ZM125 98V99H124ZM135 98V99H133ZM146 98V99H145ZM194 98V99H193ZM241 100H240V99ZM62 99V100H60ZM100 99V101H99ZM123 99V100H122ZM130 99V100H129ZM133 99V100H131ZM144 99V100H143ZM197 99V101H195ZM224 99V100H223ZM125 100V102H124ZM150 100V102H149ZM180 100V101H179ZM238 100V101H237ZM37 101V103H36ZM67 101V102H66ZM179 101V102H178ZM60 102V103H59ZM91 102V103H90ZM100 102V104H99ZM103 102V103H102ZM115 102H117L115 104ZM136 102V103H134ZM241 102V103H240ZM80 103V104H79ZM88 103V104H87ZM128 103V104H127ZM144 103V104H143ZM150 103V104H149ZM152 103V104H151ZM161 103V104H160ZM182 103V104H181ZM192 103V104H191ZM198 103V104H197ZM253 103V104H252ZM255 103V104H254ZM6 103H4L5 105ZM40 104V106H38ZM58 104V105H57ZM72 104V105H71ZM109 104V105H108ZM138 104V105H136ZM156 104V105H155ZM164 104V105H163ZM179 104V105H178ZM181 104V105H180ZM248 104V105H247ZM36 105V106H35ZM42 105V107H41ZM44 105V106H43ZM76 105V106H75ZM80 105V106H79ZM114 105V106H113ZM129 105V106H128ZM183 105V106H182ZM195 105V106H194ZM199 105V107H198ZM237 105V106H236ZM64 106V107H63ZM69 106V107H68ZM71 106V107H70ZM83 106V107H82ZM118 106V107H117ZM146 106V107H145ZM156 106V107H155ZM181 106V107H180ZM253 106V107H252ZM39 107V108H38ZM79 107V109H78ZM108 107V108H107ZM113 107V108H112ZM142 107V108H141ZM154 107V108H153ZM223 107V108H222ZM70 110H69V109ZM81 108V109H80ZM104 110H103V109ZM141 108V109H140ZM148 108V109H146ZM183 110H182V109ZM248 108V109H247ZM256 108V110H255ZM263 108V109H262ZM43 109V110H42ZM46 109V110H44ZM60 109V112H59ZM83 109V110H82ZM108 109V110H107ZM124 109V110H123ZM161 109V110H160ZM196 109V110H195ZM247 109V110H246ZM38 110V111H37ZM49 110V111H48ZM54 110V111H53ZM74 110V111H73ZM77 112H76V111ZM80 112H79V111ZM114 110V111H113ZM119 110V111H118ZM155 111L158 115L154 114ZM191 112H190V111ZM261 110V111H260ZM263 110V111H262ZM34 111V112H33ZM37 111V112H36ZM58 111V112H57ZM84 111V113H83ZM88 111V112H87ZM101 111V112H100ZM129 113H128V112ZM148 111H152L153 113L150 112V114L148 113ZM160 111L163 113L160 115ZM189 111V112H188ZM41 114H40V113ZM52 112V113H51ZM56 112V113H55ZM100 112V113H99ZM103 112V113H102ZM114 112V113H112ZM147 112V114L145 113ZM186 112V113H185ZM215 112V113H214ZM226 112V113H225ZM246 112V113H245ZM253 112V113H252ZM255 112V113H254ZM39 113V114H38ZM55 113V114H54ZM74 113V114H73ZM80 113V114H79ZM109 113V114H108ZM117 115H116V114ZM126 114L124 116V114ZM212 113V114H211ZM98 114V115H97ZM115 114V115H113ZM129 114V115H128ZM190 116H188V115ZM193 114V115H192ZM246 114V115H245ZM251 114V115H250ZM260 114V115H258ZM48 115V116H46ZM55 115V116H54ZM61 115V116H60ZM81 115V116H80ZM83 115V118L82 117ZM107 115V116H106ZM120 115V116H118ZM128 115V116H127ZM144 115V116H143ZM156 115V116H155ZM160 115V116H159ZM163 115V116H162ZM250 115V116H248ZM31 116V117H30ZM41 116V117H40ZM51 116V117H50ZM72 116V117H71ZM113 116V117H112ZM116 116V118L114 117ZM122 116V117H121ZM132 116V118H131ZM162 116V117H161ZM169 116H171V118H169ZM173 116V117H172ZM193 116V117H192ZM202 116V117H201ZM228 116V117H227ZM259 116V117H258ZM38 117V118H37ZM54 117V118H53ZM57 117L59 118V120L57 119ZM62 119H61V118ZM110 117V118H109ZM120 117V118H118ZM158 117V119H157ZM160 117V120H159ZM177 119H176V118ZM182 117V118H181ZM71 118V119H69ZM77 118V119H76ZM105 118V119H104ZM123 118V119H122ZM125 118V119H124ZM134 118V120H133ZM137 118V119H135ZM151 118V119H150ZM164 120H163V119ZM196 118V120L194 119ZM200 118V119H199ZM209 118V120H208ZM215 118V119H214ZM217 118V119H216ZM53 119V120H52ZM58 121H57V120ZM79 119V120H78ZM113 119V120H110ZM121 119V120H119ZM127 119V120H126ZM170 121H167L169 120ZM173 119V121L171 120ZM191 119V120H190ZM206 119V120H205ZM248 119L251 120L250 123H248L249 127L253 130H251V132L253 133L252 136L248 139V141H246L243 138V133L242 132H238V129L241 127L242 123L240 121H247ZM253 119V120H252ZM37 120V121H36ZM42 120V121H41ZM46 120V121H45ZM83 120V121H81ZM163 120V122L161 121ZM193 120V121H192ZM199 120V121H198ZM202 120V121H201ZM216 120V121H215ZM32 121V122H31ZM50 121L51 125L54 126L53 131L52 128L49 127V129L47 128L49 126L48 122ZM54 121V122H53ZM73 121V122H72ZM79 123H76L78 122ZM121 121V122H120ZM124 123H123V122ZM130 121V122H129ZM160 121L162 126L154 132H150L152 135V137L150 138V133H148V131H146L145 133V129L147 130V128H150L151 124L154 122H158ZM107 122V123H106ZM135 124H133V123ZM149 122L151 124H149ZM169 122V123H168ZM181 122V123H180ZM206 122V124H205ZM216 122V123H215ZM45 123V125H44ZM105 123V124H104ZM115 123V124H114ZM130 123V124H129ZM166 123V124H165ZM180 123V125H179ZM193 125V127H191V124ZM198 123V124H197ZM210 123V124H209ZM239 123V124H238ZM43 124V125H42ZM58 124V125H57ZM77 124V125H76ZM80 124V125H79ZM110 124V126H109ZM126 124V125H125ZM128 124V125H127ZM143 124V125H142ZM146 124L148 126H146ZM185 124V125H184ZM203 124V126H202ZM218 124V125H217ZM39 127H38V126ZM113 125V126H112ZM115 125V126H114ZM137 125V126H136ZM146 127H143V126ZM169 125H178L179 129L178 130H174L171 132V136H172V140H171V144H174V142L176 143L178 140V142H180V144H185L184 142L188 143V144H193L195 146H197L200 142L202 144L205 145L208 153H209V158H208V162L207 161H203L202 158H200V155H198L199 153H196L198 161L195 163L196 167L191 165V163L187 160V158H184V161L182 163H180L178 166V169L174 172L173 176L170 179H165V181H160L158 180V176L163 175L165 173V169H167L168 163L167 160L168 158L166 157V152H165V143H163V141L165 142L168 137H167V126ZM208 125V126H207ZM233 125V126H232ZM47 126V127H46ZM57 126V127H56ZM127 126V128L129 129H133V128H139L140 131H137L135 134H133L131 136V141L134 142V138L136 139L134 143H136L135 145H137V148L140 150L139 153L136 154H131L132 153V149H128L131 148L129 146V144L127 143L128 141V137L126 136V133L124 132V127ZM142 126V127H141ZM184 126V127H183ZM199 126V127H198ZM218 126V127H216ZM221 126V127H220ZM252 126V127H251ZM33 127V128H32ZM35 127V128H34ZM112 127V128H111ZM119 127V128H117ZM121 127V128H120ZM164 127V128H163ZM220 127V128H219ZM45 131H44V129ZM77 128V130H76ZM81 128V129H80ZM86 128V129H85ZM117 130H114L116 129ZM166 128V129H165ZM191 128V129H190ZM202 128V129H201ZM237 128V129H236ZM32 129V130H31ZM84 129V130H83ZM91 129V130H89ZM110 129V130H108ZM161 129V130H160ZM164 129V130H163ZM183 129V130H181ZM244 129V128H243ZM28 130V131H27ZM49 130V131H48ZM75 130V131H74ZM95 130V131H94ZM144 130V131H143ZM221 130V131H220ZM235 130V131H234ZM7 131V133L5 132ZM47 131V132H46ZM114 131V132H113ZM123 131V132H122ZM163 131V132H160ZM178 131H180V133H178ZM185 131V132H183ZM223 131V133H222ZM234 131V132H233ZM10 132V133H9ZM26 132V134H25ZM30 132V133H29ZM44 132V133H43ZM95 132V133H94ZM107 132V133H106ZM118 132V133H117ZM166 132V133H165ZM177 132V133H176ZM187 132V133H186ZM225 132H227L228 136H231L233 139V153H230L229 150L227 149L226 146V139H224L226 135ZM233 132V133H232ZM6 133V134H5ZM23 133V134H22ZM81 133V134H79ZM98 133V134H97ZM104 133V135H102ZM120 133V134H119ZM142 133V134H139ZM157 133V135H156ZM220 133V134H219ZM230 133V134H229ZM232 133V134H231ZM236 135H235V134ZM51 134V135H50ZM89 134V135H88ZM93 134V135H92ZM95 134V135H94ZM109 134V135H108ZM113 134H117V136L113 135ZM119 134V135H118ZM139 134V135H138ZM166 134V135H165ZM173 134V135H172ZM214 134V135H213ZM256 134V135H254ZM4 135V136H3ZM26 135V136H25ZM75 135V136H74ZM78 139H77V136ZM88 135V136H87ZM92 135V136H91ZM141 135V136H140ZM217 135V136H216ZM7 136V137H6ZM10 136V137H9ZM24 136V137H23ZM49 136V138H48ZM57 136V137H56ZM87 136V137H85ZM94 136H96V140L94 138ZM113 136V137H112ZM124 136V137H123ZM136 136V137H135ZM148 136V137H147ZM176 136V139L173 138ZM182 138H180V137ZM235 136V137H234ZM3 137V138H2ZM19 137V138H18ZM23 137V138H22ZM27 137V138H26ZM54 139H53V138ZM60 137V140H59ZM76 137V138H75ZM84 137V138H82ZM116 137V138H115ZM117 137H119L118 141H117ZM121 137V138H120ZM159 137V138H158ZM165 137L167 139H165ZM219 137V138H218ZM223 137V138H222ZM17 140H16V139ZM56 138L57 141H56ZM89 138V139H88ZM92 138V139H91ZM114 138V139H113ZM126 138V141H125ZM143 138V139H142ZM154 140V142L151 144L149 143V139L150 140ZM158 138V139H157ZM189 138V140H188ZM194 138V139H193ZM198 138V140H197ZM211 138V139H210ZM213 138V139H212ZM237 138V139H236ZM241 138V139H240ZM254 140H252V139ZM5 139V140H3ZM9 139V140H8ZM14 139V140H13ZM25 139V140H24ZM74 139V140H73ZM80 139V140H79ZM175 139V140H174ZM183 139V140H182ZM192 139V140H191ZM207 139V140H206ZM214 139L217 140V145H216V150L214 151L215 153L212 152V147H211V143ZM223 139V141H222ZM236 139V140H234ZM239 139V140H238ZM244 139V140H243ZM2 140V141H1ZM54 140V141H53ZM59 140V141H58ZM77 140L80 141L77 143ZM86 140L88 142H86ZM143 140V141H142ZM202 140V141H201ZM221 140V141H220ZM251 140V141H249ZM6 141V143H5ZM15 141V142H14ZM25 141L27 142L25 144ZM56 141V142H55ZM91 141V142H90ZM96 141V142H94ZM142 141V142H141ZM159 141V142H158ZM174 141V142H173ZM61 142V143H60ZM126 142V143H125ZM145 142H147L145 144ZM157 142V143H156ZM221 142V143H220ZM224 142V143H223ZM239 142L241 144H239ZM8 143V144H7ZM64 143V144H62ZM89 143V144H88ZM138 143V144H137ZM143 143V144H142ZM210 143V144H209ZM249 143V144H248ZM23 144V145H22ZM85 144V145H83ZM210 146H209V145ZM13 145V146H12ZM15 145V148H13ZM19 145V146H17ZM29 145V146H28ZM59 145V147H58ZM121 145V146H120ZM140 145V147H139ZM237 145V146H236ZM241 145V146H240ZM26 146V148H25ZM90 146V147H89ZM154 146H156V148H154ZM163 146V147H162ZM240 146V147H239ZM242 146H248V147H242ZM253 147H257V151L255 152V155L252 156L251 155V149ZM22 147V148H21ZM85 147V148H82ZM159 147V148H158ZM226 147V148H225ZM19 148V149H18ZM27 148H30V150H28ZM60 148V149H59ZM164 148V149H163ZM242 148V150H241ZM248 148V149H247ZM261 150H260V149ZM27 149V150H26ZM123 149V150H122ZM152 149V150H151ZM226 149V150H225ZM16 150V151H15ZM20 151L19 153H17V156L15 157V152ZM23 150V151H21ZM35 150V151H34ZM65 150V149H64ZM119 150L121 153H119ZM147 150V151H146ZM158 150L157 152L159 153V155L161 154L162 158L161 161L159 160V158H155L154 157V151ZM228 150V152H226ZM13 151V152H12ZM30 151V152H29ZM163 151V152H162ZM238 151V153H237ZM28 152V153H27ZM86 152V153H85ZM241 152V154H240ZM242 152H245L246 155H244L245 153L242 154ZM10 153V154H9ZM34 153V154H32ZM118 153V154H117ZM126 153V154H125ZM130 153V154H129ZM217 153V154H216ZM29 154V155H28ZM31 154V156H30ZM58 154V153H57ZM56 154V155H57ZM117 154V156H116ZM139 154V155H138ZM218 155V158L216 157V155ZM232 154V155H231ZM240 154V155H239ZM7 155V156H6ZM119 155V156H118ZM237 155V156H236ZM262 157H261V156ZM115 156V157H114ZM126 156V157H125ZM215 156V158L213 157ZM232 156V157H231ZM8 157V158H7ZM93 157V156H92ZM130 157V158H128ZM132 157V158H131ZM230 157V158H229ZM88 158V159H89ZM118 158V159H116ZM122 158V159H121ZM127 158L129 159L128 161ZM148 158V160H146ZM167 158V159H166ZM259 158V159H258ZM12 159V161H11ZM122 160V163L120 162V160ZM126 159V160H125ZM134 159V160H133ZM153 161H152V160ZM166 161H165V160ZM201 161H200V160ZM217 159V160H216ZM230 159V160H229ZM3 160V161H1ZM37 160V161H36ZM117 160V161H116ZM133 160V161H132ZM151 160V161H150ZM210 160V161H209ZM123 161H126L123 163ZM155 161V162H154ZM233 161V162H232ZM160 165H158L157 164ZM149 163V164H148ZM151 163V164H150ZM154 163V164H153ZM156 163V164H155ZM165 163V164H164ZM202 163H205L202 165ZM114 164V165H113ZM167 164V165H166ZM184 164V165H182ZM189 164V165H188ZM219 164V165H218ZM231 164V165H230ZM7 165V166H5ZM152 165V166H151ZM181 165V166H180ZM187 165V166H186ZM206 165H208L209 167H205ZM218 165V166H217ZM246 165H248V167H246ZM155 166V167H154ZM157 166V167H156ZM160 168H159V167ZM214 166V167H213ZM216 166V167H215ZM8 167V168H7ZM151 167V168H149ZM153 167V168H152ZM187 167V168H186ZM196 169H195V168ZM246 167L248 173L244 174L242 168ZM155 168V169H154ZM158 168V169H157ZM182 168V169H181ZM194 168V169H193ZM199 168V169H198ZM204 168V169H203ZM40 167H38V169L36 170L39 178L43 181V186L46 187L45 191H47V195L45 198L43 197H38V194H34V192L31 190V188H29L30 190H28V193L24 194V196H21L20 198V202H21V207H13L12 212L9 214V216H6L5 222L7 225H11L13 224L14 219L15 220H22V222L19 225V230L21 233L25 234L27 229H29V234L32 236V238H38L39 235L43 232V231H47L50 230L51 228H53V225L55 222L59 221V220H66V224H73L74 221V216L77 215L75 214L76 210H77V205H75L76 200L73 199L72 195V199L70 197V195L64 199H61L60 197H56L55 193H53V190L50 189L49 185L46 184L48 183L46 179H48L47 175H44L43 172L41 174V169ZM54 172H62L63 171V167L62 165H58L57 168H53ZM91 169V170H90ZM218 169V171H217ZM220 169V170H219ZM8 170V171H7ZM58 170V171H57ZM94 170V171H93ZM179 170V171H178ZM189 170V171H188ZM199 170V171H198ZM213 170V171H211ZM223 170V171H222ZM75 171V172H74ZM106 171V170H105ZM207 171V172H205ZM210 171V172H209ZM225 171V172H224ZM89 172L90 174L93 176L94 180L97 182L96 177H95V172H96V168H94V166H90L89 167ZM94 172V173H93ZM184 172L190 179L196 180L197 178H201L202 180L200 181V183H195L194 187L191 188L193 189L191 191V189L187 186V185H179L178 186V182L180 180L181 177V173ZM221 172V173H220ZM18 173V174H17ZM94 175H93V174ZM177 173V174H176ZM180 176H179V174ZM193 173V174H192ZM70 179H75V177H77V172L76 170H71L70 172L67 173ZM76 174V176H75ZM199 174V175H198ZM220 174V175H219ZM232 174V175H231ZM251 174V175H250ZM15 177H14V176ZM43 175V176H42ZM157 175V176H156ZM219 175V177H218ZM247 175V176H246ZM19 176V178H18ZM198 176V177H197ZM213 176V177H212ZM246 176V177H244ZM107 177V179H106ZM113 177H115V179H113ZM120 177V178H119ZM133 177V178H132ZM140 177V178H139ZM23 178V179H22ZM112 178V179H110ZM155 178V179H154ZM165 178V177H164ZM206 178V179H205ZM45 179V181H44ZM141 179V180H140ZM173 179V180H172ZM228 179V180H227ZM19 180V181H18ZM111 180V182L108 181ZM144 180V181H143ZM11 181V182H10ZM14 181V182H13ZM129 181V182H128ZM8 184H7V183ZM10 182V183H9ZM159 182V183H158ZM161 182V184H160ZM12 183V184H11ZM115 183V184H113ZM13 186H11V185ZM113 184V185H112ZM118 187H117V185ZM237 184V185H236ZM110 185V186H109ZM202 185V186H201ZM15 186V188H14ZM107 186V187H106ZM112 186V187H111ZM125 186V187H124ZM132 186V187H131ZM145 188H144V187ZM185 186V187H184ZM202 188H200V187ZM48 187V188H47ZM114 187V188H113ZM174 187V188H173ZM180 187V188H179ZM105 188V189H104ZM111 188V189H109ZM186 188V189H185ZM201 190H200V189ZM258 188V189H257ZM115 189V190H114ZM128 189V190H127ZM131 189V191H129ZM175 189V190H174ZM177 189V194L176 196H174L172 194V191H176ZM180 189V191H179ZM43 190V189H42ZM112 190V191H111ZM254 190V191H253ZM115 191V192H113ZM187 191H189L187 193ZM196 191V192H195ZM33 194H32V193ZM139 192V194H138ZM149 192V193H148ZM167 192V193H166ZM199 192V193H198ZM43 193H45L43 191ZM114 193V194H113ZM131 193V194H130ZM142 193V194H141ZM182 193V195H181ZM197 193V194H196ZM53 194V195H52ZM135 194V195H134ZM255 194V195H254ZM37 197H36V196ZM161 195V196H160ZM181 195V197L179 196ZM261 195V196H260ZM36 198H35V197ZM165 196V200L162 199ZM54 197V198H53ZM251 197V198H250ZM253 197V198H252ZM28 198V200H27ZM34 198V199H33ZM44 200H43V199ZM48 198V199H47ZM57 198V199H56ZM61 201H60V199ZM114 198V199H113ZM179 200H178V199ZM185 198V199H184ZM191 198V199H190ZM257 200H256V199ZM259 198V199H258ZM31 199V200H30ZM37 199V200H36ZM136 199V201H134ZM229 199V200H228ZM255 199V200H254ZM55 200V201H54ZM75 200V201H74ZM117 200V201H116ZM120 200V201H119ZM181 200V201H180ZM60 201V202H59ZM192 201V202H191ZM196 201V202H194ZM258 201V202H257ZM24 202V203H23ZM30 202V204H29ZM52 202V203H51ZM72 202V203H71ZM194 202V203H193ZM232 202V203H231ZM256 204H255V203ZM62 203V204H60ZM105 204V201L102 200V204ZM254 203V204H253ZM259 203V204H258ZM262 203V204H260ZM56 204V206H54ZM70 204V205H67ZM73 204V205H72ZM103 204V205H104ZM119 204V205H117ZM121 204V205H120ZM188 204V205H186ZM251 204V205H250ZM28 205V206H27ZM45 207H44V206ZM181 205V206H180ZM189 206L190 209H188L187 211L185 210V208L183 209V207ZM200 205V206H199ZM240 206H242L241 203H239ZM27 206V207H26ZM68 206V207H67ZM176 206V207H175ZM253 206V207H251ZM59 207V208H58ZM118 207V208H117ZM124 207V209H123ZM181 207V209H180ZM202 207V208H201ZM14 208H16L14 210ZM43 208V209H42ZM52 210V214H51V210ZM176 208V209H175ZM251 208V209H249ZM254 210H253V209ZM19 211H18V210ZM41 209V210H40ZM26 210V211H25ZM34 210V211H33ZM37 210V211H36ZM50 210V212H48ZM183 210V211H182ZM199 210V211H198ZM225 210V211H224ZM181 211V212H178ZM246 211V212H245ZM251 211V212H250ZM4 211L1 209L0 207V214H2ZM68 212V213H67ZM174 212V213H173ZM250 212V213H249ZM19 213V214H18ZM32 213V214H31ZM36 215H35V214ZM64 213V214H63ZM180 213V214H179ZM185 213V215H183ZM193 213V214H192ZM198 213V214H197ZM249 213V214H248ZM14 214V215H13ZM18 214V215H17ZM73 214V215H72ZM223 214H225L223 216ZM243 214V213H242ZM12 215V216H11ZM17 215V216H16ZM32 215V216H31ZM41 215V216H40ZM56 215V216H54ZM67 215V216H66ZM20 218H19V217ZM69 216V217H68ZM190 218H189V217ZM9 217V218H8ZM47 217V218H46ZM192 217L194 219H192ZM246 217V218H245ZM257 217V213H255L254 215V219H256ZM14 218V219H13ZM43 218V219H42ZM45 218V219H44ZM60 218V219H59ZM27 219V220H26ZM30 219V220H29ZM33 219V220H32ZM55 219V220H54ZM154 219L153 217V212L152 210H147L145 218H143V222L141 224H139V228L141 229L142 232H144L145 230H147V226L148 224ZM7 220V221H6ZM24 220V222H23ZM42 220V222H41ZM196 220V221H195ZM246 220V221H245ZM194 221V225L191 226V222L193 223ZM202 222V223H201ZM10 223V224H9ZM145 225H144V224ZM28 225V226H27ZM74 225V224H73ZM198 225V227H197ZM208 225V226H207ZM30 226V227H29ZM28 227V228H26ZM46 227V228H45ZM22 228V229H21ZM26 228V229H23ZM243 228V229H242ZM32 229V230H31ZM24 230V231H23ZM175 232V233H174ZM174 232H170V234H174V237H172V235H169V233H166V236L162 233H156L155 234V244H157L156 246L154 245L153 247V251H150V256L148 255L145 260V262L147 264H188L189 259H192L194 256V250L191 248V244H189L190 239H189V235L187 238V234L188 232L186 231H179L180 233H178V231H174ZM185 234H183V233ZM85 231L81 234V237L85 236ZM178 233V235L180 236H176L175 235ZM38 234V235H37ZM36 235V236H35ZM158 235V236H157ZM169 237H168V236ZM185 235V236H184ZM217 235V234H214ZM212 236L210 239L214 240L211 241L209 240L207 242V244L204 246V250H206L210 245H213L217 242L218 236H216L217 238H215V236ZM161 236V237H159ZM164 236V237H163ZM159 237V239H158ZM216 241H215V239ZM229 237V235H227V238ZM166 238V240H164ZM162 239V240H161ZM169 239V240H168ZM173 239V240H172ZM178 242H177V240ZM180 239V240H179ZM183 239V242L182 240ZM188 239V240H186ZM164 240V241H163ZM176 242H175V241ZM185 240V241H184ZM255 240V239H254ZM164 244H163V242ZM166 241L168 242V244L172 243L173 246V250L171 253V255H168V250L169 248L166 247L168 244L166 243ZM180 241V242H179ZM187 241V242H186ZM178 243V245L176 244ZM179 243L182 248L177 247L179 246ZM161 244V245H160ZM170 244L168 246H170ZM159 245V246H158ZM176 245V246H175ZM187 245V246H186ZM188 245L190 246V248L188 247ZM166 249H165V247ZM159 247V248H157ZM184 247L186 250H184ZM176 248V249H174ZM159 252H156V255H154V250ZM242 250H246L245 245H242ZM165 250V252L163 251ZM179 250V251H178ZM183 250V251H182ZM189 252H188V251ZM193 250V252H192ZM175 251V253L173 252ZM186 253V254H181L182 252ZM186 251V252H185ZM176 252H181L180 255L178 257H175ZM191 252L193 253L191 255ZM159 253V255L157 254ZM161 253V255H160ZM83 254H85V252H83ZM82 254V255H83ZM173 254H174V259H173ZM188 254V257H187ZM166 255V256H164ZM168 255V256H167ZM183 257H182V256ZM185 255V256H184ZM253 254L251 253L249 255V257H251ZM160 256V257H159ZM189 256L192 258H189ZM164 259V262L163 259ZM168 261H167V258ZM184 257L186 258L185 261ZM126 258L125 256H123L122 260H126L124 259ZM152 258V260H150ZM154 258V259H153ZM159 258H161V261L159 260ZM177 258V259H176ZM189 258V259H188ZM180 259V260H179ZM182 259V260H181ZM148 260V261H147ZM154 260V261H153ZM81 261V258H80ZM158 261V262H157ZM167 261V262H166ZM182 261V262H180ZM199 261V260H198ZM197 261L196 264H200ZM150 262V263H148ZM66 264H73L72 262L66 263ZM85 264H98L97 260H93L91 262H87Z\"/></svg>",
    "mask_w": 264,
    "mask_h": 264
},
{
    "label": "clouds",
    "instance_id": "3",
    "mask_svg": "<svg viewBox=\"0 0 264 264\" xmlns=\"http://www.w3.org/2000/svg\"><path fill=\"white\" fill-rule=\"evenodd\" d=\"M56 26V33L47 37L53 43H59L61 48L90 49L96 45L98 34L92 30V17L88 13L67 14ZM113 151V142L106 140L93 147V155L98 164L107 165Z\"/></svg>",
    "mask_w": 264,
    "mask_h": 264
}]
</instances>
